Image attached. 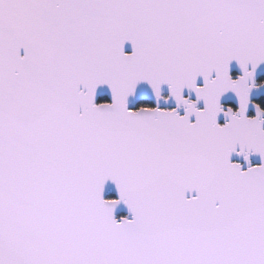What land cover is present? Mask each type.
Segmentation results:
<instances>
[{
  "label": "snow or ice",
  "instance_id": "6c2138e0",
  "mask_svg": "<svg viewBox=\"0 0 264 264\" xmlns=\"http://www.w3.org/2000/svg\"><path fill=\"white\" fill-rule=\"evenodd\" d=\"M262 68L264 0H0V264H264Z\"/></svg>",
  "mask_w": 264,
  "mask_h": 264
},
{
  "label": "water",
  "instance_id": "95a60500",
  "mask_svg": "<svg viewBox=\"0 0 264 264\" xmlns=\"http://www.w3.org/2000/svg\"><path fill=\"white\" fill-rule=\"evenodd\" d=\"M126 50L130 51V45H126ZM262 77H264V68H262L261 70H258V79H261ZM262 96H264V90H262V92L260 93L254 92L252 99L258 101L259 99H261ZM249 114H254V112L250 111ZM233 159H237V158L233 157ZM252 161L254 164L260 162L258 157H253ZM109 195H114V192H112L111 188L109 189ZM126 214H127L126 209L123 206H121L117 211V217L121 215H126Z\"/></svg>",
  "mask_w": 264,
  "mask_h": 264
},
{
  "label": "trees",
  "instance_id": "16d2710c",
  "mask_svg": "<svg viewBox=\"0 0 264 264\" xmlns=\"http://www.w3.org/2000/svg\"><path fill=\"white\" fill-rule=\"evenodd\" d=\"M262 79H264V77H262ZM121 216H123V215H121ZM120 217V216H119Z\"/></svg>",
  "mask_w": 264,
  "mask_h": 264
},
{
  "label": "flooded vegetation",
  "instance_id": "af4514ba",
  "mask_svg": "<svg viewBox=\"0 0 264 264\" xmlns=\"http://www.w3.org/2000/svg\"><path fill=\"white\" fill-rule=\"evenodd\" d=\"M261 79H262V78H261ZM259 100H260V99H259ZM259 100H258V101H259ZM250 115H252V114H250Z\"/></svg>",
  "mask_w": 264,
  "mask_h": 264
}]
</instances>
